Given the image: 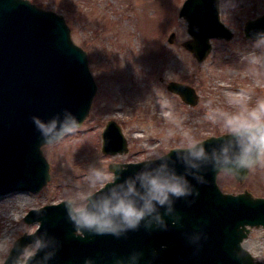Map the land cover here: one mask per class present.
I'll use <instances>...</instances> for the list:
<instances>
[{"label":"water","instance_id":"water-1","mask_svg":"<svg viewBox=\"0 0 264 264\" xmlns=\"http://www.w3.org/2000/svg\"><path fill=\"white\" fill-rule=\"evenodd\" d=\"M219 2L183 0L180 6L178 14L185 19L189 33L182 45L197 61L210 52L212 37L228 40L233 36L220 18ZM243 33L249 39L264 33V12L247 18ZM174 35L169 34L168 42ZM166 87L189 105L198 101L196 89L186 82L171 79ZM96 88L87 51L72 39L62 14L30 0H0V195L39 190L50 177V165L41 148L45 142L32 117L47 122L53 116L63 120L74 115L80 124ZM224 136L225 132L200 140L209 157ZM182 147H171L159 159L148 158L152 163L140 164L139 160L108 166L111 171L126 169L117 184L135 179L140 171L161 167L187 176L192 194L174 201L173 212L164 216L166 227L153 221L119 236L78 232L67 216L66 199L45 203L23 215L25 221L38 220L39 225L14 240L1 264H20L24 246L36 239L39 250L22 264H264L242 243L252 227H264V196L248 189L223 191L216 180L218 171L209 162L181 153ZM101 149L111 153L128 150L127 139L114 119L102 130ZM248 172L232 175L242 182ZM197 176L207 183L198 182ZM108 187L111 185L102 190L107 192Z\"/></svg>","mask_w":264,"mask_h":264},{"label":"rangeland","instance_id":"rangeland-1","mask_svg":"<svg viewBox=\"0 0 264 264\" xmlns=\"http://www.w3.org/2000/svg\"><path fill=\"white\" fill-rule=\"evenodd\" d=\"M31 1L64 16L72 39L88 53L97 88L78 130L41 145L50 165L47 182L37 191L0 196V264L17 237L38 227V220L23 219L29 208L94 192L100 186L90 187L93 169L111 172V162L159 156L170 147L183 146L186 132L198 140L225 132L222 113L233 111L238 99L232 94L246 93L250 106L264 98V41L254 47L256 39L243 34L244 20L264 12V0H220V18L233 36L212 37L210 52L201 61L182 45L189 37L185 19L178 14L183 0ZM171 32L174 39L168 42ZM251 53L261 61L251 62ZM170 79L194 86L197 103L189 105L169 91ZM109 119L121 125L126 152L101 150V131ZM217 181L224 191L247 188L264 195L261 166L249 170L242 182L221 171ZM35 242L39 240L26 246ZM243 244L264 261L262 227H252ZM31 253L25 249L18 263Z\"/></svg>","mask_w":264,"mask_h":264},{"label":"clouds","instance_id":"clouds-1","mask_svg":"<svg viewBox=\"0 0 264 264\" xmlns=\"http://www.w3.org/2000/svg\"><path fill=\"white\" fill-rule=\"evenodd\" d=\"M186 25V22L183 21ZM253 46L264 41V33H258ZM251 62L259 63L261 57L251 53ZM238 97L235 109L222 113L221 126L225 136L220 138L219 148H213L211 155L205 152L204 142L186 132L183 147L179 150L196 161H206L214 172L221 171L230 174H240L257 166L264 167V98L256 100L254 105L248 104V96L244 92L232 94ZM207 116V113H206ZM45 143L59 142L66 136L74 134L79 123L74 115L61 120L53 116L47 122L32 117ZM160 157H157L159 159ZM153 161L142 160L140 164ZM198 167L196 164L190 165ZM107 172L93 169V179L90 187L100 186V191L81 193L68 197L64 207L69 220L79 230L83 229L94 234H111L119 236L126 231L137 230L141 223L146 225L155 222L159 227H166L164 216L173 212L176 199L192 194V188L187 176L163 167L155 170H143L135 174V179H125L117 184L119 174L125 168ZM204 184L207 181L202 176L195 177ZM108 185V191L102 189ZM198 195V192H197ZM163 209V213H161ZM40 248V243L24 246L32 250L33 258ZM29 258V259H30Z\"/></svg>","mask_w":264,"mask_h":264},{"label":"flooded vegetation","instance_id":"flooded-vegetation-1","mask_svg":"<svg viewBox=\"0 0 264 264\" xmlns=\"http://www.w3.org/2000/svg\"><path fill=\"white\" fill-rule=\"evenodd\" d=\"M262 234H263V237H264V227H262Z\"/></svg>","mask_w":264,"mask_h":264}]
</instances>
